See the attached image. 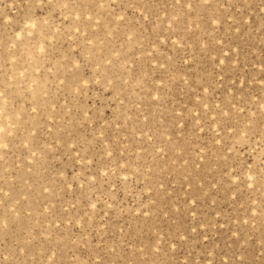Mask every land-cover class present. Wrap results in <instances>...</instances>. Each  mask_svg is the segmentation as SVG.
<instances>
[{
	"label": "rangeland",
	"instance_id": "374dc122",
	"mask_svg": "<svg viewBox=\"0 0 264 264\" xmlns=\"http://www.w3.org/2000/svg\"><path fill=\"white\" fill-rule=\"evenodd\" d=\"M0 264H264V0H0Z\"/></svg>",
	"mask_w": 264,
	"mask_h": 264
}]
</instances>
